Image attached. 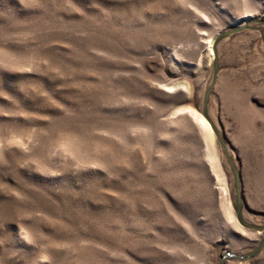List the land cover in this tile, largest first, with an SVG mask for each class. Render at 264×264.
Listing matches in <instances>:
<instances>
[{
	"label": "rangeland",
	"instance_id": "obj_1",
	"mask_svg": "<svg viewBox=\"0 0 264 264\" xmlns=\"http://www.w3.org/2000/svg\"><path fill=\"white\" fill-rule=\"evenodd\" d=\"M0 264H264V0H0Z\"/></svg>",
	"mask_w": 264,
	"mask_h": 264
},
{
	"label": "bare ground",
	"instance_id": "obj_2",
	"mask_svg": "<svg viewBox=\"0 0 264 264\" xmlns=\"http://www.w3.org/2000/svg\"><path fill=\"white\" fill-rule=\"evenodd\" d=\"M185 110H187L188 114L192 116L198 128H200L203 131L202 133H204L205 138L209 139L211 137V128L207 123V121L203 118V116L191 108H185ZM211 158L212 157L210 156V159ZM229 214L231 215V213Z\"/></svg>",
	"mask_w": 264,
	"mask_h": 264
},
{
	"label": "water",
	"instance_id": "obj_3",
	"mask_svg": "<svg viewBox=\"0 0 264 264\" xmlns=\"http://www.w3.org/2000/svg\"><path fill=\"white\" fill-rule=\"evenodd\" d=\"M237 29H238V27H236V28L232 29L231 31H228V32H226L225 34H230V33H233V32H235ZM214 59H215V57H214Z\"/></svg>",
	"mask_w": 264,
	"mask_h": 264
},
{
	"label": "snow or ice",
	"instance_id": "obj_4",
	"mask_svg": "<svg viewBox=\"0 0 264 264\" xmlns=\"http://www.w3.org/2000/svg\"><path fill=\"white\" fill-rule=\"evenodd\" d=\"M169 91H171V89H169Z\"/></svg>",
	"mask_w": 264,
	"mask_h": 264
}]
</instances>
